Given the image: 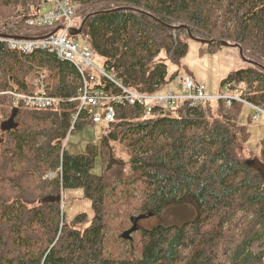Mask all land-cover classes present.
Masks as SVG:
<instances>
[{"label": "trees", "instance_id": "obj_1", "mask_svg": "<svg viewBox=\"0 0 264 264\" xmlns=\"http://www.w3.org/2000/svg\"><path fill=\"white\" fill-rule=\"evenodd\" d=\"M69 1L94 58L123 86L164 93L179 74L191 76L184 64L190 39L225 40L251 65L224 85L264 104V0ZM50 4L0 0V36L54 31L26 25ZM82 87L69 62L0 42V264H264V140L258 157L243 154L250 133L239 118L248 105L218 99L148 112L113 104L115 119L99 144L73 154L62 143L71 127L88 125L87 108L73 125ZM93 88L120 93L104 77ZM7 91H42L66 102L47 110L13 106ZM111 154L119 164L108 169ZM60 166L62 179H44ZM68 189L84 191L91 218L82 213L62 223L60 194ZM183 203L196 208L193 221L143 230L136 243L121 237L136 213L146 219ZM120 242L129 244L123 254Z\"/></svg>", "mask_w": 264, "mask_h": 264}, {"label": "built area", "instance_id": "obj_2", "mask_svg": "<svg viewBox=\"0 0 264 264\" xmlns=\"http://www.w3.org/2000/svg\"><path fill=\"white\" fill-rule=\"evenodd\" d=\"M52 7L45 13L33 12L26 20L29 28L57 30L56 33H49L41 38H17L0 36V42L6 44L11 51H18L24 54H31L35 51H48L54 54L59 60L67 61L78 71L83 83L79 92L80 108L73 116V125L78 120L82 110L88 109L87 124L107 128L115 119V109L113 104L143 105L148 112L155 109L170 106L182 105L188 103L192 108L200 103L223 99L227 100L228 105L232 101H240L248 105L253 111V119L257 120L264 115V104L256 105L241 98L240 87L234 83H225L224 93L211 94L203 83L196 84L193 78L188 74H179L175 78V84L182 85L184 93L176 94L168 91L160 94H143L133 91L115 79L112 72H106L95 63L94 55L89 45L80 47L70 38V31L75 28L76 11L74 5L69 0H51ZM88 41V36L84 37ZM104 77L120 89L118 94H110L98 88H93L100 84V78ZM12 99L13 106L22 104L32 109H52L58 108L65 99L49 96L40 91L35 95H27L14 91L5 92ZM100 110H99V109ZM73 132V127L62 143V151L67 145L69 135ZM63 170L60 166L54 172H48L44 179H62Z\"/></svg>", "mask_w": 264, "mask_h": 264}, {"label": "rangeland", "instance_id": "obj_3", "mask_svg": "<svg viewBox=\"0 0 264 264\" xmlns=\"http://www.w3.org/2000/svg\"><path fill=\"white\" fill-rule=\"evenodd\" d=\"M51 6L52 5L50 4L48 7L43 8L41 13L48 11ZM80 25L81 18L76 17L75 27L80 28ZM32 29L36 30L35 28ZM39 33V36L43 34V32ZM33 35L37 34L31 31L28 36ZM85 36V32H83L76 36H69V38L74 43L82 47L83 45H89L88 41H86L84 38ZM188 44L189 51L186 58L184 59V64L187 66L189 73L194 79V82L196 84L203 83L206 85L209 93H224V81L227 80V78L234 72L241 69H246L251 65V61L243 58L240 50L235 46L207 44L193 39H190ZM95 63L98 65V67L103 68L102 62L97 58H95ZM162 91H176L178 93H184L182 85L178 84L166 85L162 88ZM251 115V109L244 106L239 118V123L247 127L250 137L247 141L246 148L243 150V154L246 156L252 155L258 157L261 152V141L264 140V115H262L259 120H253ZM101 136L102 127L100 125H86L82 130H75L69 135L66 148L70 153L73 154L83 153L87 145L93 143L99 144L101 141ZM98 163L99 162H97L96 165H98ZM94 171L98 173V166H96ZM121 194L125 193L121 191ZM139 197V192H136V195L133 196V198L130 197V201L135 202L136 199H139ZM60 204L62 223L64 221L66 223H70L77 215L82 213H86L89 218H91L94 214L91 202L84 197V191L82 189L65 190V192L60 197ZM134 216H138V214L136 213ZM196 216V208L190 203L167 206L163 208L161 213L157 216L152 215L140 221V230L143 231L151 229L157 225H182L184 223L193 221ZM130 228L131 222L126 230ZM142 231L132 234L133 240H135L134 243H136V240L139 238V235ZM128 247V243L120 242V250L118 252L123 254ZM115 254L120 255L117 253Z\"/></svg>", "mask_w": 264, "mask_h": 264}, {"label": "water", "instance_id": "obj_4", "mask_svg": "<svg viewBox=\"0 0 264 264\" xmlns=\"http://www.w3.org/2000/svg\"><path fill=\"white\" fill-rule=\"evenodd\" d=\"M83 25H84V22L82 23V25L80 26V28H73L71 31H70V35L71 36H76V35H79L83 32ZM57 30H55L53 33H56ZM200 40V39H199ZM205 41V40H204ZM206 42L210 43L211 41L210 40H206ZM221 45L223 46H228V45H231V43H229L228 41H225V40H220L218 41ZM240 52L242 54V50L240 49ZM114 164H119V162L113 158L112 154H111V159L109 161V164H108V169L111 168ZM145 216L144 215H139V216H133L131 219H130V222L132 224L131 228L124 231L122 234H121V237L124 239V240H128V241H132L133 240V237H132V234H134L135 232H137L139 229H138V223L140 220L144 219Z\"/></svg>", "mask_w": 264, "mask_h": 264}, {"label": "flooded vegetation", "instance_id": "obj_5", "mask_svg": "<svg viewBox=\"0 0 264 264\" xmlns=\"http://www.w3.org/2000/svg\"><path fill=\"white\" fill-rule=\"evenodd\" d=\"M142 220H144V219H142ZM142 220H140V221H142ZM140 221H139V223H138V229H139L138 231H142V230H140ZM138 231H137V232H138Z\"/></svg>", "mask_w": 264, "mask_h": 264}, {"label": "crops", "instance_id": "obj_6", "mask_svg": "<svg viewBox=\"0 0 264 264\" xmlns=\"http://www.w3.org/2000/svg\"><path fill=\"white\" fill-rule=\"evenodd\" d=\"M212 94V93H211Z\"/></svg>", "mask_w": 264, "mask_h": 264}]
</instances>
